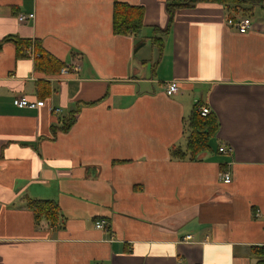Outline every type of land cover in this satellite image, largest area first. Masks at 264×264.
Returning a JSON list of instances; mask_svg holds the SVG:
<instances>
[{
  "label": "crops",
  "instance_id": "crops-1",
  "mask_svg": "<svg viewBox=\"0 0 264 264\" xmlns=\"http://www.w3.org/2000/svg\"><path fill=\"white\" fill-rule=\"evenodd\" d=\"M122 1L145 8L138 36L113 32L114 0H0V264H264V0L247 33L225 4L178 10L156 64L166 0ZM17 39L80 70L37 72ZM22 95L46 104L19 108ZM197 101L217 150L175 158ZM28 197L57 200L61 223L37 222Z\"/></svg>",
  "mask_w": 264,
  "mask_h": 264
},
{
  "label": "trees",
  "instance_id": "trees-1",
  "mask_svg": "<svg viewBox=\"0 0 264 264\" xmlns=\"http://www.w3.org/2000/svg\"><path fill=\"white\" fill-rule=\"evenodd\" d=\"M200 2H217L225 4L229 10L230 17L239 15H247L249 9L255 4L262 3L263 0H166V10L168 14L167 26L164 29L154 27L155 35L152 36L151 43L157 46L159 56L155 64L161 58L164 51L163 36L171 33L174 24L176 12L183 8L192 7ZM145 8L142 5L131 4L122 0H114L113 13H112V28L113 32L117 35L135 34L138 36L144 27ZM160 33L161 36L158 34ZM142 39L137 42V50L145 44ZM35 46V69L38 72H43L44 75L50 76L59 74L61 68L65 66L66 62L54 56L48 50L43 48L36 40ZM18 53H24V50L32 44L30 39H17ZM48 82L40 81L38 85L39 94L42 97L49 95ZM200 101L194 103L193 110L187 121V147L184 151L180 147L173 149V157L185 158L189 156L191 159L197 160L202 153L211 149V140L214 138L218 131L219 122L216 115L210 112L207 115L201 113ZM73 123V115L64 123L62 129H67ZM28 207L34 212L37 222L46 220L51 225H57L62 220V208L60 203L54 199H35L28 197ZM263 251H257L258 254L264 257Z\"/></svg>",
  "mask_w": 264,
  "mask_h": 264
},
{
  "label": "built area",
  "instance_id": "built-area-1",
  "mask_svg": "<svg viewBox=\"0 0 264 264\" xmlns=\"http://www.w3.org/2000/svg\"><path fill=\"white\" fill-rule=\"evenodd\" d=\"M30 19H35V13H29V14H19L18 15V21L20 23H26ZM227 24L236 28L239 32L241 33H247L251 28H252V20L249 16L247 15H239L236 17H229L227 19ZM26 53L28 56L35 58V51H34V44H31L29 47L26 49ZM80 70V65L77 62H71L70 64L68 63L61 69V74H70V73H77ZM180 90V84L178 81H171L167 84V93L169 95H173L178 93ZM14 104L15 106L19 108H31V109H38L41 106H44L46 104V101L43 99H37V100H32L28 96L22 95V96H17L14 98ZM201 113L203 115H207L211 112V110L207 106H201L200 108ZM53 111L56 114H59L62 109L55 108ZM232 148L230 146H224L221 145L219 147V152L223 154H229L231 153ZM220 178L224 183H231L232 182V173L229 168H224L220 172ZM256 215H260L259 211L256 213ZM95 225L97 228L100 229H109V222H107L105 219H98L95 222ZM191 235L186 236L184 239L188 240L191 238Z\"/></svg>",
  "mask_w": 264,
  "mask_h": 264
},
{
  "label": "rangeland",
  "instance_id": "rangeland-1",
  "mask_svg": "<svg viewBox=\"0 0 264 264\" xmlns=\"http://www.w3.org/2000/svg\"><path fill=\"white\" fill-rule=\"evenodd\" d=\"M211 144H212V148L214 147V149L217 150V142L215 140H212Z\"/></svg>",
  "mask_w": 264,
  "mask_h": 264
}]
</instances>
